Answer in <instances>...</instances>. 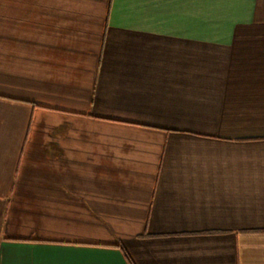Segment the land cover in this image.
Wrapping results in <instances>:
<instances>
[{"label": "crops", "instance_id": "0c3cea01", "mask_svg": "<svg viewBox=\"0 0 264 264\" xmlns=\"http://www.w3.org/2000/svg\"><path fill=\"white\" fill-rule=\"evenodd\" d=\"M0 264H264V0H0Z\"/></svg>", "mask_w": 264, "mask_h": 264}]
</instances>
